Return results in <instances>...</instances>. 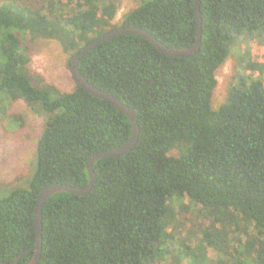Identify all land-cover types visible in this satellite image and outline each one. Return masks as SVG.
Masks as SVG:
<instances>
[{"label": "trees", "instance_id": "16d2710c", "mask_svg": "<svg viewBox=\"0 0 264 264\" xmlns=\"http://www.w3.org/2000/svg\"><path fill=\"white\" fill-rule=\"evenodd\" d=\"M136 1L115 22L120 0H0V112L3 102L24 99L46 115L29 186L0 197V264L33 257L43 187L88 184L89 158L132 135L129 117L110 101L77 82L63 91L33 70V45L58 41L70 66L92 39L121 25L144 27L171 47L196 42L194 0ZM201 11L193 56L122 34L79 59L91 83L137 110L140 135L129 152L94 163L89 193L46 201L38 264H264V79L247 72L263 63L250 47L225 101L213 104L217 72L234 49L264 39V0H201ZM184 198L198 207L197 223L178 237L177 216L190 208Z\"/></svg>", "mask_w": 264, "mask_h": 264}, {"label": "rangeland", "instance_id": "374dc122", "mask_svg": "<svg viewBox=\"0 0 264 264\" xmlns=\"http://www.w3.org/2000/svg\"><path fill=\"white\" fill-rule=\"evenodd\" d=\"M136 5V0H120L114 21L120 22L123 14ZM248 47L252 50L253 57H259L258 61L263 64L261 71L253 69L247 66L249 59L246 58L244 64L248 67L247 72L264 79V39L259 36L236 47L227 62L218 70L219 83L213 99L215 107L225 101L228 86L241 68L242 51L248 50ZM70 57L71 54L63 50L58 41L39 40L33 45L30 65L33 70L41 73L63 91H71L76 87V81L68 64ZM3 104L4 112H0V184H5L6 188L0 190V197L16 186H29L36 169L37 145L46 118L45 113L37 112L24 99L7 100ZM181 203L190 208L177 216L181 226L174 230V233H177L178 237L187 235L191 229L196 228L198 214V207L189 198H184Z\"/></svg>", "mask_w": 264, "mask_h": 264}, {"label": "water", "instance_id": "95a60500", "mask_svg": "<svg viewBox=\"0 0 264 264\" xmlns=\"http://www.w3.org/2000/svg\"><path fill=\"white\" fill-rule=\"evenodd\" d=\"M194 1H195L194 5H195L196 20H197V39L193 45L185 46V47H171L165 44L164 42H162L161 40H159L156 36H154L150 31H148L144 27H141L139 25H126V26L121 25L113 30L108 31L101 37L92 39L87 45H85L77 54H75L72 57L69 68L74 80L84 89H86L89 93L110 101L114 106L125 112L132 124V135L124 144L114 147L112 149L95 153L89 158L87 162V167L90 174V181L88 182V184L81 186V185L65 184L61 182H53L41 189L37 197V203L35 207L34 220H35L36 243L31 248V250L34 251V255L28 264H38L41 258V253L43 249V227H44L43 209L46 201L52 195L62 191H69L80 195H85L89 193L97 180V174L94 169V163L97 160L104 157L121 156L129 152L136 146L140 135V124L138 121L137 110L129 106L125 102H123L120 98H118L114 94L104 89H101L96 85H94L93 83H91L87 79V77L81 72L78 66L79 59L82 56H84L86 53H88L93 47H96L97 45L103 43L104 41L114 36L122 35V34H134V35L142 36L148 39L149 41H151L159 50L173 57H187V56L195 55L200 50V46H201L203 18L201 11V0H194ZM21 256L22 254H20L15 260H13V263L17 262Z\"/></svg>", "mask_w": 264, "mask_h": 264}]
</instances>
